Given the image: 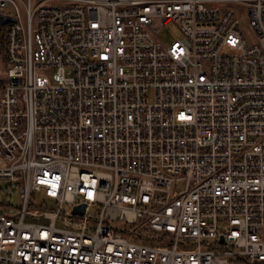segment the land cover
Returning a JSON list of instances; mask_svg holds the SVG:
<instances>
[{
	"label": "built area",
	"instance_id": "2783aa9c",
	"mask_svg": "<svg viewBox=\"0 0 264 264\" xmlns=\"http://www.w3.org/2000/svg\"><path fill=\"white\" fill-rule=\"evenodd\" d=\"M0 20L20 199L0 264H264V0H0Z\"/></svg>",
	"mask_w": 264,
	"mask_h": 264
},
{
	"label": "rangeland",
	"instance_id": "374dc122",
	"mask_svg": "<svg viewBox=\"0 0 264 264\" xmlns=\"http://www.w3.org/2000/svg\"><path fill=\"white\" fill-rule=\"evenodd\" d=\"M8 24L4 20H0V39L4 35V30L7 28ZM158 28V36L160 40L166 44L170 43L173 39L177 38L180 35V31L175 25L169 26H161L159 23L157 24ZM6 55L4 48L0 47V97L2 93V89L4 86V82L6 79ZM185 187L184 181H177L174 184L173 191L177 194L179 191L183 190ZM43 195L37 194L35 196L34 203L38 205L43 200ZM20 203L19 199V189L16 184L11 183L9 181L0 182V210H5L12 212L15 210V207ZM92 212H94L92 210Z\"/></svg>",
	"mask_w": 264,
	"mask_h": 264
},
{
	"label": "water",
	"instance_id": "95a60500",
	"mask_svg": "<svg viewBox=\"0 0 264 264\" xmlns=\"http://www.w3.org/2000/svg\"><path fill=\"white\" fill-rule=\"evenodd\" d=\"M84 207H85L84 205L77 206V207H75L74 212H81L82 213Z\"/></svg>",
	"mask_w": 264,
	"mask_h": 264
}]
</instances>
